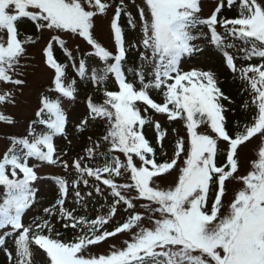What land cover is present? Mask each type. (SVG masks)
Returning <instances> with one entry per match:
<instances>
[{
  "label": "snow or ice",
  "instance_id": "6c2138e0",
  "mask_svg": "<svg viewBox=\"0 0 264 264\" xmlns=\"http://www.w3.org/2000/svg\"><path fill=\"white\" fill-rule=\"evenodd\" d=\"M204 3L0 0V253L5 264H264V0H216L206 17ZM233 7L234 16L224 15ZM100 20H108L113 49L97 36ZM27 25L35 31L29 34ZM129 31H138L139 39H130ZM75 38L86 42L87 55L99 65L77 59L68 47ZM202 40L222 54L243 85L241 94H248L240 105L242 119L230 120L235 101L215 71L184 69L186 60L204 53ZM41 41V61L33 65L30 49ZM133 51L140 62L130 67ZM241 58L246 63L238 65ZM41 64L49 83L30 115L7 114L9 107L29 105L28 76ZM109 78L115 90L108 87ZM78 80L92 84L94 92L73 124L70 107L79 96ZM153 93L161 96L159 102ZM154 114L168 123L179 121L184 134L169 130ZM97 123L102 134L89 135L83 152L71 156L69 128L82 135ZM146 126L154 130V140ZM45 167L60 168L62 174L49 177L56 195L42 206L36 185ZM96 200L103 203L90 218L88 208ZM120 235L128 237L121 246L110 242ZM104 243L107 252L93 254Z\"/></svg>",
  "mask_w": 264,
  "mask_h": 264
},
{
  "label": "rangeland",
  "instance_id": "374dc122",
  "mask_svg": "<svg viewBox=\"0 0 264 264\" xmlns=\"http://www.w3.org/2000/svg\"><path fill=\"white\" fill-rule=\"evenodd\" d=\"M136 3H141V0H136ZM216 6V0H205L204 3V11H203V16H208L211 11L214 10ZM133 14L135 15V8L133 7L132 9ZM122 23H124V19L122 18ZM126 26V25H125ZM33 28V30H32ZM207 33V29H203ZM31 33L35 31L34 27L31 26L30 29ZM97 36L99 37L100 41L104 44V46L108 47L109 49H113L114 47V41L112 39L110 29H109V24L108 20H100L98 21V28H97ZM49 37L48 33L44 34V39H47ZM130 39L135 38V40L139 39V33L138 31L130 34L129 35ZM202 46H204L205 51L203 54L194 57L192 59H188L184 62L183 67L185 70H190L191 68H204V69H212L217 73V75H220L225 69H228L227 66L225 65L224 58L222 54L216 50L212 45L208 43L207 40H202L201 41ZM79 45V52L75 51L76 46ZM43 46V41H41L40 46L35 47L30 49V52L35 56V60L32 61V64H39L41 61L40 57V47ZM68 47L70 49H73V54L79 59L81 56H83L87 62L89 67H95L100 64V61L93 57V56H88L87 53L90 50L89 46L84 42L82 39L75 38V39H70L68 42ZM234 51L235 49H231ZM229 49V51L231 52ZM243 63H246L242 58L239 59ZM255 62V61H253ZM238 63V62H237ZM242 64V63H241ZM48 72L43 68V65L41 64L40 68H37L34 73L30 74L28 76V87L25 89V96L29 100V105L28 106H22L20 108H14V107H9L7 109V114H12L15 113L18 116L23 115V114H29L31 113V108L35 106L36 104V97L38 93L48 85L49 79H48ZM109 80L112 82V79L109 78ZM115 84V83H114ZM78 85H79V96L77 101L73 102V104L70 107V113H71V121L74 123L78 122L81 116L86 112V107H85V100L86 97L89 94H92L94 92L93 85L87 82H81L78 80ZM242 84L240 83V86ZM116 86V85H115ZM154 94V93H153ZM247 93H244V97H247ZM95 101L100 102L101 100H98L94 96ZM155 120H159L162 124L166 121V117L160 114H155L154 115ZM230 120H235V113L232 114L230 113ZM174 128H177L179 130V133L181 135L184 134V128L182 124L179 121L174 122ZM96 125V124H95ZM21 130L22 129H18ZM70 133L72 135L70 138L73 140V145H79L80 140L75 133L74 129L72 127L69 128ZM150 135H154L155 132L154 130L149 133ZM175 136V134H173ZM169 139V137H168ZM65 140L63 139H58L57 143L60 147H62L63 143ZM167 142V140H166ZM4 150V143L0 142V152ZM167 151V149H166ZM247 151V150H246ZM249 156H251V152L247 153ZM76 155V154H75ZM71 155V156H75ZM244 167H247V164L245 163ZM62 174V169L56 168V167H45L42 169L41 175L42 179L37 182V187L40 189L39 195L43 198V205L46 206L47 204L51 203L56 195V187L54 185V182L52 179L49 177H52L54 175H59ZM232 187L239 188L240 185H233ZM229 198H231V192H229ZM103 203L101 200H96L93 202L92 205L89 206L87 214L89 215L90 218H95L97 215V209H99L100 204ZM69 207H77L76 205L69 203ZM34 213H29L28 217L30 218ZM83 214V213H81ZM59 227V225H57ZM124 239H128L127 236L120 235L117 238H110L111 243H116L118 246H121V242ZM109 248V243H104L102 246L94 247L92 249L93 254H103L107 252ZM0 264H5V257L3 253H0Z\"/></svg>",
  "mask_w": 264,
  "mask_h": 264
},
{
  "label": "trees",
  "instance_id": "16d2710c",
  "mask_svg": "<svg viewBox=\"0 0 264 264\" xmlns=\"http://www.w3.org/2000/svg\"><path fill=\"white\" fill-rule=\"evenodd\" d=\"M238 9L236 7H233L231 10H225L224 11V15L228 16L229 18H231L232 16H234L236 13H237ZM27 28V32L29 34H31V25H27L26 26ZM33 30V28H32ZM130 34H133V32L129 31L128 35ZM135 40V38H133ZM237 45H239V43L237 42ZM57 57L61 60V61H64V62H67L68 58L65 57V55L60 51H57L56 53ZM140 60H139V53L136 52V51H133L129 54L128 56V59H127V64L128 66L130 67H134L136 66L137 64H139ZM221 73L220 75H218L220 81H221V87H222V90L225 92V94H227L233 101H235L234 105H232L231 107L235 109V119H242L243 116H244V113L240 110V105L243 103L244 101V96H242L241 94V87H240V84L238 83V81L236 80H233V74L228 71L227 69H225L223 72H219ZM69 76H72V77H75L74 75V70L69 67ZM131 78V76L129 77ZM108 87L110 89H113L115 90V86L113 83H109L108 82ZM95 96L99 99H102V96L99 92H95ZM154 98L159 102L161 100V96L158 95V94H154L153 95ZM155 115V114H154ZM174 122L172 123H168L167 121L164 122L163 125H165L166 127L169 128V130L171 128H174ZM145 131H146V134L148 136L149 139H152L154 140L155 138V134L154 135H150L149 133L151 131H153L152 128H148L147 126L145 127ZM103 132V125L100 124V123H97L96 125H94V131L92 132H89V133H84V134H79V133H76L79 140H80V143L79 145H74L73 147V150L72 152L70 153V155H75L77 153H82L83 152V149L88 145V139L87 137L89 135L93 136V138L101 135ZM174 139H175V136H173V134H171L169 136V139H167V142H166V149H167V153L169 155H171L172 153V147L174 145ZM66 147V141L64 142V145L62 148ZM65 237L66 238H71L72 237V232L71 231H67L65 233Z\"/></svg>",
  "mask_w": 264,
  "mask_h": 264
}]
</instances>
